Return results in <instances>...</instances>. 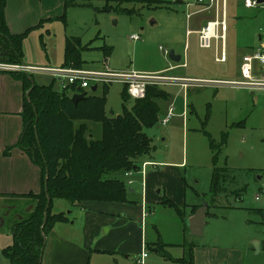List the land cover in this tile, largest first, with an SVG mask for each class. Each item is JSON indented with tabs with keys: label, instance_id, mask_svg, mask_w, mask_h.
Returning a JSON list of instances; mask_svg holds the SVG:
<instances>
[{
	"label": "rangeland",
	"instance_id": "1",
	"mask_svg": "<svg viewBox=\"0 0 264 264\" xmlns=\"http://www.w3.org/2000/svg\"><path fill=\"white\" fill-rule=\"evenodd\" d=\"M160 1L159 4L124 2L122 7L134 10L128 14L114 8L103 10L105 0H79V5L65 10V23L61 19H53L40 30L29 33L23 40L22 59L25 64L60 66L64 59L66 36H76L81 40L82 58L89 64L100 65L106 61L114 68L154 72L186 61V66L165 73L218 80L215 83L196 82L186 89L176 85L164 86L170 92V97L161 102L162 111L157 123L144 128L152 137L153 148L147 156L138 159L139 166L145 158L182 162L177 172L186 184V202L208 204L201 235H193L189 227H185L188 226L187 215L184 223L173 208L159 202L149 204L144 221L148 243L152 245L160 236L172 244L158 252L146 248L148 256L145 264H178L166 259L165 253L174 258L183 256L184 240L192 241L196 246L215 247V252L219 247H224L238 261L243 250H246L245 264H264V252L255 253L254 250V242H261L264 233L262 214L257 210L260 209V203L255 201V194L262 185L257 175L262 174L264 168V91L232 82L244 80L237 73L238 61L249 46H258L259 35L264 36V2L246 7L244 0H227L224 41L227 45V61L222 63L215 60L216 41L213 40L210 48L200 47L197 34L202 24L214 18L215 8L201 10L204 5L192 0ZM117 3V0L110 1L113 6ZM188 12H193L189 18L186 16ZM189 29L193 31L188 32ZM133 33L140 38L130 39ZM104 45L111 48L109 54L102 49ZM221 45L218 40V47ZM160 46L168 51L174 49L176 53L181 52L180 62L172 61ZM33 76L37 83L43 84L53 79L39 72ZM54 87L61 89L57 81ZM102 89L103 86H100L94 93L101 95ZM122 89L121 83L109 85L106 103L108 116L121 113ZM183 99L189 105L184 119L179 115L183 110ZM171 100H174L175 113L166 125H162L159 120L166 115ZM132 101L128 102V106H131ZM87 125V136L100 139L102 124L88 120ZM204 129L221 146L217 165L227 168L221 181V192L213 202L211 177L214 166L209 137ZM224 133L226 142L221 144ZM156 168L148 166L146 171ZM140 173L135 172L133 178L137 181L129 184L137 190L133 193L136 201L141 190ZM33 202L32 206L29 205L30 210L36 204L35 200ZM55 202V209L58 207L57 202L67 203L64 199ZM184 206L186 211L187 205ZM11 220L8 219L7 226ZM130 245L133 246V242L130 241ZM230 248L233 251H229ZM135 255L130 252V264H138L140 253ZM3 258L1 260L4 262L0 260V264L7 262Z\"/></svg>",
	"mask_w": 264,
	"mask_h": 264
},
{
	"label": "trees",
	"instance_id": "2",
	"mask_svg": "<svg viewBox=\"0 0 264 264\" xmlns=\"http://www.w3.org/2000/svg\"><path fill=\"white\" fill-rule=\"evenodd\" d=\"M110 1L112 0H105L103 10L114 8L128 14H132L134 10L122 7L124 2L161 3L160 0H117V5L113 6ZM63 5L62 15L41 19L38 24L21 33H11L5 18L6 0H0V61L23 63L22 45L29 33L53 19H61L65 23V10L70 6L79 5V0H64ZM102 49L108 54L111 51L106 45L102 46ZM63 56L62 65H93L82 58L81 40L76 36H66ZM8 72L21 81L23 88L20 112L23 131L15 145L23 149L39 166L41 191L28 194L35 199L36 204L26 217L11 220L13 241L1 249V254L7 259L6 264H41L47 234L57 221L68 220L64 212L52 211L55 199H64L70 204L84 200L136 202L129 199V184L121 176L140 169L138 159L151 152L152 137L144 128L157 123L162 111L161 102L168 100L170 92L163 87L149 85L143 98L132 99L126 86H123L122 111L115 116H108L106 103L109 85L103 86L101 95H96L94 91L90 94L87 92L86 98L75 103L71 89H56L54 78L48 84H43L34 80L33 73ZM130 100L133 101L131 106H128ZM207 118L208 115L204 125ZM88 120L102 124L100 139L87 136ZM204 133L209 137L212 150L213 202L221 192V181L227 168L217 165L221 146L216 144L206 129ZM225 142L226 133L221 144ZM9 149L11 146L6 148V152ZM48 196L50 203L45 216ZM159 202L173 208L185 223L184 205L176 203L166 195L161 196ZM197 208L198 206L193 207L192 211L195 212ZM257 210L262 213L261 209ZM167 245L171 244L165 243L159 236L152 245L146 242L145 248H155L158 252ZM182 246L185 249L183 256L174 258L166 252V259L178 264H195V243L184 240Z\"/></svg>",
	"mask_w": 264,
	"mask_h": 264
},
{
	"label": "crops",
	"instance_id": "3",
	"mask_svg": "<svg viewBox=\"0 0 264 264\" xmlns=\"http://www.w3.org/2000/svg\"><path fill=\"white\" fill-rule=\"evenodd\" d=\"M63 1L6 0L5 18L10 32L21 33L27 28L38 24L41 19L62 15L64 11ZM47 23L45 22L42 28ZM40 28L35 30H40ZM189 31L193 30L189 29ZM225 47L227 49L226 43H224V49ZM256 47L257 45L249 46L242 57L245 54L252 53ZM176 54L180 56L181 60L182 53L178 52ZM225 57L226 59L220 62L225 63L227 61V51H225ZM242 57L237 65V73L239 74H241ZM23 63L25 62L23 61ZM182 64L185 65L182 66ZM182 64H176L179 66L173 69L184 67L187 63L185 61ZM170 66L175 65H169L164 69L170 68ZM183 77L195 78V76H187L186 74ZM184 101L187 100H181L183 106ZM173 102L174 100L171 103ZM22 103L23 88L21 81L14 78L10 72L0 70V260L4 257L1 254V249L13 241L12 230L8 229L9 223L7 226L8 219L20 220L31 212L33 208L30 210L29 205L32 206L35 199L28 194L41 191L39 166L31 160L23 149L15 145L23 131L22 116L20 114ZM188 107L187 104L185 115H183L184 109L179 113L183 119L187 115ZM9 146H11V149L6 152V148ZM144 162L148 163L144 167V172H142ZM180 164L182 162L154 161L145 158L139 167L140 169L132 171L130 175L125 173L124 175L127 178L121 176L123 180L126 178L125 181L130 184L128 181L133 178L135 172L137 174L141 172L139 180L141 181L140 195L138 201L134 203L93 200H84L73 204L57 202L58 207L55 209L54 203L57 200L55 199L52 211L64 212L68 220L57 221L47 234L41 264H130L128 260L130 252H134L137 256L145 243L148 242L145 236L144 221L149 204L158 203L159 198L164 194L180 205H187L185 211L187 217L194 214L193 207L202 205L186 202L184 192L186 184L184 185L183 179L177 172ZM148 166H157V168L146 171ZM132 181V183H135L137 180L133 178ZM129 187L132 188L128 191L129 199L137 200L133 197V193L137 190H135V187ZM207 212L208 210L206 214ZM262 240L264 242V233ZM262 240L260 243L263 251ZM130 241L133 242V246L130 245ZM214 249L215 247L195 245V264H245L246 250H243L244 253L238 261L226 248L219 247L216 252ZM228 250L233 251L231 248ZM3 259L7 261L5 257Z\"/></svg>",
	"mask_w": 264,
	"mask_h": 264
},
{
	"label": "built area",
	"instance_id": "4",
	"mask_svg": "<svg viewBox=\"0 0 264 264\" xmlns=\"http://www.w3.org/2000/svg\"><path fill=\"white\" fill-rule=\"evenodd\" d=\"M195 3L203 4L204 7L201 10L215 8V15L212 20L206 21L198 32V41L200 47L210 48L213 40L216 41V60L224 61L225 49L224 41L226 39L227 31V8L226 0H192ZM264 2V1H263ZM262 2V3H263ZM256 0H244L246 7H253L257 5ZM193 12L187 13V18L191 16ZM140 36L136 33L130 35V39L138 40ZM218 40L222 45L218 47ZM160 49L164 50L165 54L169 51L162 46ZM185 64H182V66ZM176 66H170V68L154 71V72H141L135 69L113 68L106 61H102L100 65H85L76 67L72 65H60V66H40L31 65L25 63H7L0 61V70L20 71L26 73H42L50 75L60 85L61 89L70 88L73 93H87L92 91V86L96 85L97 89L100 86L110 85L112 83H121L126 86L127 93L132 99L143 98L146 95L147 87L149 85H156L164 87L166 85H176L183 88H187L196 82L215 83L218 80L214 79H200V78H188L177 75L166 74L170 69ZM259 71V72H257ZM240 72L244 77V80L232 81L237 85L248 87L251 89H258L264 91V36L259 35V44L252 53L245 54L242 57L240 64ZM96 89V90H97ZM95 90V91H96ZM93 92V91H92ZM87 95V94H86ZM183 115L187 111V103L184 101ZM175 105L171 103L168 107L166 115L159 120L160 124L166 125L169 119L174 115ZM148 162L143 163L142 172ZM132 171L126 172L130 175ZM262 185L258 192L255 194V201L260 203V209L263 214L264 225V168L261 174ZM130 184L132 179L128 181ZM264 252V248H263ZM148 256V251L143 247L140 252V256L137 257L138 264H145V259Z\"/></svg>",
	"mask_w": 264,
	"mask_h": 264
},
{
	"label": "water",
	"instance_id": "5",
	"mask_svg": "<svg viewBox=\"0 0 264 264\" xmlns=\"http://www.w3.org/2000/svg\"><path fill=\"white\" fill-rule=\"evenodd\" d=\"M257 3H262L264 0H256ZM169 58L172 61L179 62L180 61V56L174 52V49H171L168 53ZM92 91H95L97 89L96 85L92 86ZM29 91L27 92V94ZM86 98V94L83 92L80 93H74L72 95V100L76 103L77 101ZM136 166H134V169ZM258 179H261V175H257ZM129 190H132V188L129 187ZM50 203V198L48 196V201H47V206L45 210V216L47 213V208ZM208 210V204H202L199 206L194 214L190 216L187 219L188 227L190 229L191 234L193 235H201L203 234V228L205 225V216H206V211ZM254 248H255V253H259L261 251V243L259 241L254 242ZM156 251V249H154Z\"/></svg>",
	"mask_w": 264,
	"mask_h": 264
}]
</instances>
